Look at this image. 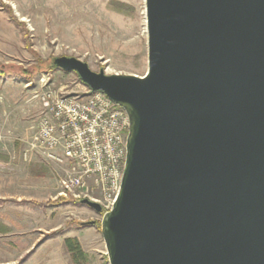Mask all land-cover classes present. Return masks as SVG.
Returning a JSON list of instances; mask_svg holds the SVG:
<instances>
[{
	"label": "water",
	"instance_id": "1",
	"mask_svg": "<svg viewBox=\"0 0 264 264\" xmlns=\"http://www.w3.org/2000/svg\"><path fill=\"white\" fill-rule=\"evenodd\" d=\"M145 13L143 75L52 60L129 119L100 219L108 262L264 264V0H145Z\"/></svg>",
	"mask_w": 264,
	"mask_h": 264
},
{
	"label": "rangeland",
	"instance_id": "2",
	"mask_svg": "<svg viewBox=\"0 0 264 264\" xmlns=\"http://www.w3.org/2000/svg\"><path fill=\"white\" fill-rule=\"evenodd\" d=\"M59 56L96 72L143 75L145 0H0V264H109L102 211L74 199L53 203L56 167L20 156L42 112L35 95L43 83L86 90L75 72L51 67ZM67 238L79 246L76 259Z\"/></svg>",
	"mask_w": 264,
	"mask_h": 264
},
{
	"label": "built area",
	"instance_id": "3",
	"mask_svg": "<svg viewBox=\"0 0 264 264\" xmlns=\"http://www.w3.org/2000/svg\"><path fill=\"white\" fill-rule=\"evenodd\" d=\"M85 89L64 93L43 83L35 95L42 112L20 156L56 167L57 196L87 198L105 213L120 191L129 119L104 92Z\"/></svg>",
	"mask_w": 264,
	"mask_h": 264
},
{
	"label": "trees",
	"instance_id": "4",
	"mask_svg": "<svg viewBox=\"0 0 264 264\" xmlns=\"http://www.w3.org/2000/svg\"><path fill=\"white\" fill-rule=\"evenodd\" d=\"M51 67L55 68L53 65ZM0 74H3V73L0 71ZM30 75L31 74H30L29 71H26L25 70L23 72V76H30ZM63 201H64V198L58 197L55 201H53V203H60V202H63ZM64 243H65V246L68 249V251L71 252L72 258H75L76 259L80 255L79 246L78 245H75L74 242H73V239H71V238L64 239Z\"/></svg>",
	"mask_w": 264,
	"mask_h": 264
},
{
	"label": "bare ground",
	"instance_id": "5",
	"mask_svg": "<svg viewBox=\"0 0 264 264\" xmlns=\"http://www.w3.org/2000/svg\"><path fill=\"white\" fill-rule=\"evenodd\" d=\"M20 18H21L22 20H27L24 16H21Z\"/></svg>",
	"mask_w": 264,
	"mask_h": 264
}]
</instances>
